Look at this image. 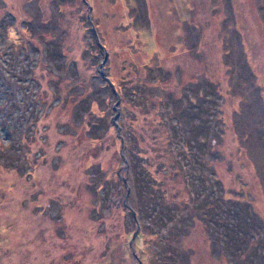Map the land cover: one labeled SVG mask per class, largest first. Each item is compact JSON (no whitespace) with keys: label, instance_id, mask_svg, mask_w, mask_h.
<instances>
[{"label":"rangeland","instance_id":"374dc122","mask_svg":"<svg viewBox=\"0 0 264 264\" xmlns=\"http://www.w3.org/2000/svg\"><path fill=\"white\" fill-rule=\"evenodd\" d=\"M148 184L185 264H264L218 226L264 223V0H0V264H161Z\"/></svg>","mask_w":264,"mask_h":264},{"label":"trees","instance_id":"16d2710c","mask_svg":"<svg viewBox=\"0 0 264 264\" xmlns=\"http://www.w3.org/2000/svg\"><path fill=\"white\" fill-rule=\"evenodd\" d=\"M11 30L17 32V30H15L14 28ZM100 46L103 48L105 47V44L100 43ZM146 189H147V194L150 197L149 204L152 205V207H154L153 209L154 211L153 213H151L152 216L150 215L151 218L150 220L161 221L160 224L161 226L165 224L168 227V229L166 230L168 232L163 231V236L165 235L166 245L164 244V246H162V248L160 249V253L162 256L159 260H161V264L162 262L164 264H185V255L183 256L182 254L183 249L179 247V245L177 246V244L174 241H170L166 235L167 234L170 235L171 233H175V232L177 237L179 235H182L185 231V226L183 224L190 221L192 216L194 217V211L193 210L187 211L186 214H183V212L180 213V210L178 209V205L176 203L175 204L170 203L169 200L166 199L164 201L163 198L164 196L158 193L155 190V188H153L150 184L146 185ZM235 201L238 204H241L244 213L238 212L235 215L233 212L231 215L230 214L223 215L224 219L221 222V225L218 223L217 224L218 226L224 228L225 235L229 237V240H227V242H229L230 240L236 241L237 244L241 246V244L247 240L246 233L249 230V229L243 230L244 228H242V226L243 227L249 226V224L251 222L253 223L255 219L260 220L262 224L264 223L262 221V218L256 214L254 207L251 206L248 201H244L242 199L241 201L240 200H235ZM217 207L218 206L216 204H213V207L209 208L210 210L209 214H213L214 218L216 214H221L220 212L223 211L222 209L217 210ZM260 222L258 223L259 225ZM161 226L158 227L160 228ZM207 228L209 227L205 226V230H207ZM237 228L240 229L241 233L243 232L241 238H240V234H237L235 231H232V229H237ZM211 236L213 239V234ZM238 250L239 252L237 253V255L240 253L239 248Z\"/></svg>","mask_w":264,"mask_h":264},{"label":"water","instance_id":"95a60500","mask_svg":"<svg viewBox=\"0 0 264 264\" xmlns=\"http://www.w3.org/2000/svg\"><path fill=\"white\" fill-rule=\"evenodd\" d=\"M92 27H93V25H92ZM101 44H103V43H101ZM125 180V179H124ZM132 213H133V215H135L136 214V212L134 211V210H132ZM139 225H138V222H137V227H138ZM137 227H136V229L133 231V233H132V238L135 236V233H136V231H137ZM129 243H130V247H131V243H132V240L130 239V241H129ZM133 252V255H134V257H138L139 255H138V253L136 252V250L134 249V247H133V250H132ZM140 260H141V258L140 257H138Z\"/></svg>","mask_w":264,"mask_h":264}]
</instances>
